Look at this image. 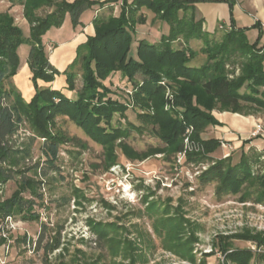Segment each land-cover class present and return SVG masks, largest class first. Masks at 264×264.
Returning a JSON list of instances; mask_svg holds the SVG:
<instances>
[{"label":"trees","instance_id":"16d2710c","mask_svg":"<svg viewBox=\"0 0 264 264\" xmlns=\"http://www.w3.org/2000/svg\"><path fill=\"white\" fill-rule=\"evenodd\" d=\"M18 1L24 6V16L30 24L29 36L9 12H0V182L15 180L16 174H23V177L17 191L0 202V223L8 217L22 216L24 220L31 221L40 219L36 206H45L44 194L40 191L47 181L45 178L51 173H62L61 150L65 144L76 140L61 129L58 118H67L95 141L105 145L109 150L105 163L110 166L117 158L114 154L116 142L127 138L131 129L142 132L144 128L131 122L126 124V128L121 122L115 124L118 115L127 119L126 113L133 106L143 111L138 113L139 120L152 124L150 131L167 146L139 154L122 144L129 159L136 156L144 160L161 153L182 152L185 139L189 138L201 149L197 153L187 152L186 163L209 164L200 176L202 184L216 183L219 198L240 194V201L264 204V148L259 152L250 147L246 151L247 144L253 139L243 141L239 162L234 163V154L223 159L212 158L221 148V141L202 137L208 127L221 125L213 115L217 108L244 115L248 113H244L243 104L253 106L257 111L264 109L262 34L250 43L246 29L231 27L219 40L218 35H211L204 29V18L195 7L201 0H134L132 3L122 0V10L118 15L94 20L95 35L78 47L76 59L64 72H60L49 62L43 37L52 28H61L67 14L77 27L81 24L82 14L100 0H76L72 3L67 0H59L58 3L55 0ZM43 8H53L54 11L41 16L38 12ZM142 9L153 14V23L166 22L169 33L162 36L159 43L140 41L135 57L132 55V34L136 33L137 25L147 21L145 14L140 13ZM193 41H201L202 47L195 50ZM175 43L179 46L175 47ZM22 45L30 47L28 65L35 87V95L30 102L24 100L12 82L21 67L19 48ZM199 56L201 60L198 66H194L192 62ZM78 69L82 71L84 81L73 98L62 90L39 86V80L51 83L56 76L65 75L67 90L75 91ZM115 73H120L122 79H127L132 85L131 88L127 86L134 92L130 99L126 93L128 101L112 97L113 92L106 82ZM168 89L172 96H167ZM28 129L31 134L21 137L22 131ZM41 139L45 140L39 148V161L28 169L34 172V179L25 175L27 171L15 173L14 168L33 159L36 143ZM27 190L32 193V199L21 197V193ZM115 227L102 223L93 225L99 239L109 242ZM185 229L184 219L177 216L164 217L154 224L155 232L163 234L168 250L195 260L192 244L197 239L192 233L191 238H183ZM244 236L264 245L261 236ZM43 238L44 235L41 240ZM224 239L227 238L221 237L216 247L225 253L228 248ZM17 241L20 242L19 239ZM22 241L26 242V236ZM5 242L0 238V246ZM59 244V237H55L47 251L57 249ZM129 245L130 242L127 243L128 248ZM228 256L226 260L230 259L234 264H251L256 258L264 259V254L255 255L249 250H237ZM141 257L144 262L148 260L145 254Z\"/></svg>","mask_w":264,"mask_h":264},{"label":"rangeland","instance_id":"374dc122","mask_svg":"<svg viewBox=\"0 0 264 264\" xmlns=\"http://www.w3.org/2000/svg\"><path fill=\"white\" fill-rule=\"evenodd\" d=\"M3 6L6 8L1 10ZM53 11V8H43L38 13L45 16ZM0 12H9L16 24L27 31L24 6L18 0H0ZM144 12L147 21L137 25L136 33L132 34V55L135 57L140 41L159 43L162 36L169 33L166 22L153 23V14L148 10ZM224 30L223 26L218 35L219 40ZM174 46L179 45L175 43ZM192 47L198 50L202 42L193 41ZM199 60L201 56L192 64L198 66ZM77 72L75 91L82 88L84 81L82 71L78 69ZM137 77L142 80L141 76ZM109 79L106 84L112 90L114 99L128 101L127 92L129 99L132 97L134 92L127 88L132 85L127 79L124 81L120 73H115ZM169 90L167 96H172ZM65 93L75 97V92L68 91L67 87ZM243 105L244 113L248 114L240 115L254 117L255 123L249 133L239 135V142L253 139L254 143H248L246 151L250 147L252 150L263 151L264 147L256 146V140L264 142V109L257 111L253 106ZM141 112V109L133 106L126 113L127 119L118 115L114 120L115 124L121 122L125 128L128 122L144 128L142 132L131 129L127 138L116 142L114 154L117 158L110 166L105 163L109 157L105 145L95 141L67 118H58L61 129L76 140L65 144L61 150L62 173H51L45 178V186L40 190L44 194L45 206H36L40 219L24 220L22 216L14 219L15 229H10L8 235L10 242L0 246V264H234L232 260H226L234 251L249 250L255 255L264 254L262 243L244 236L249 234L264 238V204L240 201V194L219 198L216 183L204 185L200 181L201 174L209 168L207 162L198 164L184 161L180 164L179 152L161 153L144 160L136 156L130 159L127 157L122 144L139 154L147 153L151 148L167 146L150 131L152 124H144L139 120L138 113ZM232 114L238 113L219 108L213 111L218 121L226 120ZM234 119L247 121L239 114ZM224 125L228 129H224L221 123L210 127L202 137L220 138L221 148L212 158L223 159L234 154V163H237L241 152L233 140L235 131L228 127V122H224ZM30 134L28 129L22 131L21 137ZM44 140H38L33 159L14 168L15 173L27 171L25 175L34 179V172L28 169L39 161V148ZM22 177L23 174H16L15 180L0 182L3 191L0 202L9 199L17 191ZM21 194L24 199H32L29 190ZM176 216L185 221L183 238H191L192 233L197 239L192 244L195 260L168 250L163 234L159 235L154 230L156 221ZM96 223L116 226L110 233L111 242L99 239L93 229ZM42 235L44 238L41 240ZM25 236L26 242H23ZM55 237L60 240L58 248L47 251V246L54 243ZM221 237L227 238L223 240L228 248L225 253L216 247ZM128 242L132 248H128ZM142 254L147 256L146 262ZM251 264H264V259L256 258Z\"/></svg>","mask_w":264,"mask_h":264},{"label":"crops","instance_id":"0c3cea01","mask_svg":"<svg viewBox=\"0 0 264 264\" xmlns=\"http://www.w3.org/2000/svg\"><path fill=\"white\" fill-rule=\"evenodd\" d=\"M72 3L76 0H67ZM93 1V0H91ZM134 0H129L132 3ZM198 13L204 18V29L211 35L220 34V26L223 25L227 30L230 27L236 29H246V35L250 43H254L260 34H262L261 45H264V31L260 25L264 22V0H201L195 5ZM6 7H1L4 10ZM122 0H100L96 5L85 11L80 19V25L74 27L70 14H67L64 24L61 28H52L44 37L43 42L48 54L49 62L60 72H64L77 57V49L80 45L87 42V38L95 35L94 20L96 18H106L110 15H116L121 12ZM142 9L140 13H145ZM105 14H107L105 16ZM25 21V22H24ZM28 27L24 28L25 34H30V24L24 20ZM225 32V30H224ZM28 46V45H27ZM30 47L22 45L19 48L21 57V67L16 76L12 79L15 87L21 93L26 102H30L35 95V87L32 81V71L28 65V54ZM39 86L51 87L55 90H62L65 93L67 87V78L65 75L56 76L55 81L47 83L39 80ZM76 91H73V93ZM69 98L71 96L67 95ZM232 114L226 117V120L219 121L224 127V122H228L229 128L234 129L236 136L233 138L236 147H241L243 141L239 142V135L247 134L253 128L255 123L254 117H240L244 120H236ZM211 127V126H210ZM208 127L205 131H207ZM212 128V127H211ZM228 129L226 126L224 129ZM220 140V138H217ZM254 143V142H253ZM256 146L264 147L263 141L256 140ZM238 149V148H237Z\"/></svg>","mask_w":264,"mask_h":264},{"label":"built area","instance_id":"2783aa9c","mask_svg":"<svg viewBox=\"0 0 264 264\" xmlns=\"http://www.w3.org/2000/svg\"><path fill=\"white\" fill-rule=\"evenodd\" d=\"M260 26H261L262 31H264V22L263 21H262ZM220 29H223V26H220ZM200 149L201 148L199 145H197L196 143H192L189 138H186L185 139V150L178 153V156L180 159L179 163L181 164L182 162L185 161L187 152H193V151L198 152V151H200ZM2 193H3L2 185H0V198H1ZM13 222H14V218L8 217L5 219V221L0 223V238H4L6 240V242H8V241L10 242V237L8 236L10 229H15Z\"/></svg>","mask_w":264,"mask_h":264}]
</instances>
